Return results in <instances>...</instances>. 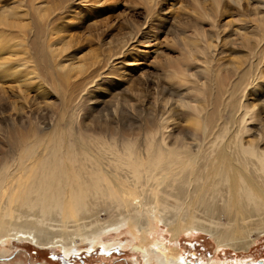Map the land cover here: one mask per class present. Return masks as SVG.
Here are the masks:
<instances>
[{
	"label": "bare ground",
	"instance_id": "6f19581e",
	"mask_svg": "<svg viewBox=\"0 0 264 264\" xmlns=\"http://www.w3.org/2000/svg\"><path fill=\"white\" fill-rule=\"evenodd\" d=\"M151 1L153 6H148L149 13L158 5L157 0ZM234 2L239 4L240 0ZM12 10L0 6V27L7 33L20 27L10 21L16 17ZM47 15L44 13L45 18ZM32 23L33 26L34 21ZM6 31L3 30V36ZM137 36L135 32L130 34L119 51L109 58L110 65L119 60L124 63V58L131 55L129 49ZM3 38L0 30V61L5 60L0 63V77L5 75L19 82L23 76L17 72L18 66L8 62L2 54L6 45ZM177 43L182 58L176 67L164 69L165 85H159L161 91L154 98L156 121L149 124L152 130L144 144L137 146L124 136L111 142L92 138L80 132L81 129L79 134H74L77 143H70L61 136L47 140L41 151L32 150L22 157L19 164L22 172L15 178L16 185L0 177V231L3 234L12 232L14 242L60 248L70 258L71 252L76 251L73 250L76 247L70 249V246L76 245L77 239L103 243L105 237L101 234L109 228L115 227L113 231L119 233L124 226L136 227L140 236L134 234V240L141 242L126 243V246L142 254L147 264H188L180 256L181 235L185 231L208 235L215 243L216 255L226 250L236 254L252 251L255 244L252 235L264 236V126L262 119H257L258 111L264 112V101L256 106L244 103V94L242 100L232 101L230 105L236 95L226 98L229 79L215 67L213 43L203 32L185 36L184 41L178 39ZM61 68L66 71L65 66ZM214 89L217 97L213 99L209 93ZM130 102L132 112L128 114L138 117L143 109L134 101ZM229 108L233 113L232 122L227 118ZM176 112L190 117L187 123L192 129L182 131L176 126L174 117L179 116ZM3 115L4 110L0 108V126L9 127L8 133L15 135L16 119ZM251 126L255 138L247 141L245 136L251 134ZM9 170L4 175L13 176ZM99 208L118 218L117 223L103 227L97 218ZM222 214L226 215V223L221 220ZM28 217L35 221L28 222ZM92 217L95 221L82 224ZM11 219L18 221L14 230H11L15 228ZM55 220L59 223L60 241L47 238L46 231L37 228L41 223L46 225ZM158 223L171 233L168 244L162 241V236H150ZM72 226L74 230H70ZM149 238L151 242L147 246ZM175 241L179 246H171ZM122 243H103V247L110 251L123 247ZM201 264L250 263L224 262L216 257Z\"/></svg>",
	"mask_w": 264,
	"mask_h": 264
},
{
	"label": "rangeland",
	"instance_id": "374dc122",
	"mask_svg": "<svg viewBox=\"0 0 264 264\" xmlns=\"http://www.w3.org/2000/svg\"><path fill=\"white\" fill-rule=\"evenodd\" d=\"M157 1L152 13L148 12V6H153L151 0H4L0 3L1 7L14 9L12 13L16 17L10 21L20 25L18 29L13 28L12 33L0 27L6 43L4 53H1L8 62L18 66L17 72L23 76L19 82L5 75L0 77L3 116H12L17 122L15 135L10 133L11 136L9 127L0 126V177L3 181L16 185L15 178L22 172L19 164L23 156L32 150L41 151L46 141L56 136L77 143L74 134H79V129L92 138L111 142L124 136L137 146L144 144L152 130L149 124L156 121L154 98L161 91L159 85H165L164 69L176 67L182 58L177 41H184L185 36H195L197 31L203 32L213 43L214 65L224 78L229 79L226 98L236 95L230 98V105L242 100L244 94V103L256 106L264 101V25L260 24L264 23V0H240L239 4L234 0ZM19 4L23 5L18 7ZM44 13L48 14V19ZM35 19L39 21L35 22ZM3 30L6 36H3ZM132 32L138 36L129 49L131 55L124 58V63L119 60L110 65L109 58L119 51ZM3 62L5 60L0 61ZM62 65L66 71L61 70ZM25 81L33 83L34 87ZM209 96L217 97L215 89ZM129 100L143 109L138 117L128 114L132 112ZM227 114L228 122H232L231 108ZM189 118L174 117L176 126L182 131L192 129L187 123ZM257 119H262L264 126L262 109L258 111ZM249 128L251 134L245 136V140L253 141L255 130L252 126ZM8 136L11 137L9 140L6 139ZM8 170L13 176L4 175ZM97 212L103 227L118 221L103 208ZM95 219H86L82 224H90ZM27 220L31 222L35 218L28 217ZM221 220L226 223V215L222 214ZM11 222L15 227L11 230L16 229L18 221L11 219ZM37 228L44 229L47 238L60 241L57 220L46 225L41 223ZM114 228L101 234L105 237L103 243L123 242V247L117 245L118 248L107 251L100 241L77 239L78 243L70 246V249L76 247L70 258L60 248L14 242L10 236L12 232L3 234L0 231V264H147L142 254L126 246V243L141 242L134 240V234L140 236L137 228L124 226L119 233H115ZM70 230H74L73 226ZM154 230L151 237L162 236V241L169 243L171 233L163 224L158 223ZM252 236L255 244L250 253L236 254L226 250L216 255L215 243L208 235L185 231L181 235L180 256L188 264H201L216 257L224 262L264 264V236ZM150 242L149 238L147 246ZM175 245L179 246L178 241L171 246Z\"/></svg>",
	"mask_w": 264,
	"mask_h": 264
},
{
	"label": "water",
	"instance_id": "95a60500",
	"mask_svg": "<svg viewBox=\"0 0 264 264\" xmlns=\"http://www.w3.org/2000/svg\"><path fill=\"white\" fill-rule=\"evenodd\" d=\"M260 262H262V261H260Z\"/></svg>",
	"mask_w": 264,
	"mask_h": 264
}]
</instances>
